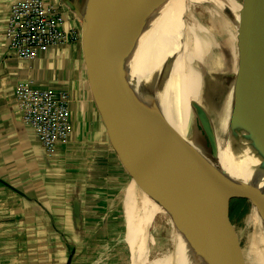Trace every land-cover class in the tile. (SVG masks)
<instances>
[{
  "label": "crops",
  "instance_id": "crops-1",
  "mask_svg": "<svg viewBox=\"0 0 264 264\" xmlns=\"http://www.w3.org/2000/svg\"><path fill=\"white\" fill-rule=\"evenodd\" d=\"M14 1L0 0V264H121L116 246L127 242V223L124 229L118 197L135 179L146 145L134 133L131 144L115 147L112 131L119 124L99 91L81 22L66 1L46 0L62 3L65 27L78 29L80 39L45 48L33 61L18 58L4 35ZM28 81L70 94L71 141L53 152L23 120L15 90Z\"/></svg>",
  "mask_w": 264,
  "mask_h": 264
},
{
  "label": "water",
  "instance_id": "water-1",
  "mask_svg": "<svg viewBox=\"0 0 264 264\" xmlns=\"http://www.w3.org/2000/svg\"><path fill=\"white\" fill-rule=\"evenodd\" d=\"M65 1L81 22L99 91L115 124H119L112 131L115 147L131 144L134 133L146 145L135 178L152 147L165 149L166 171L162 176L167 178L164 181L169 189L160 186L159 200L172 206L171 185L179 190L190 220L184 229L189 234L191 264H234L237 249L233 250L228 231L230 193L245 191L252 203L258 202L264 209V186L227 171L214 145L216 137L208 113L197 107L198 111L194 108L188 120H183L178 101L160 76L131 63L137 19L145 0ZM245 6L242 58L234 79L238 80L241 107L236 120L264 134V0H246ZM75 212L80 213L78 202Z\"/></svg>",
  "mask_w": 264,
  "mask_h": 264
},
{
  "label": "bare ground",
  "instance_id": "bare-ground-1",
  "mask_svg": "<svg viewBox=\"0 0 264 264\" xmlns=\"http://www.w3.org/2000/svg\"><path fill=\"white\" fill-rule=\"evenodd\" d=\"M189 1L194 2V0ZM186 7V0H165V2L161 4L157 10H155V19H157V22L155 23L156 29L153 30V35L150 41L152 47L149 46L146 50L141 51L142 48L139 50L135 43L131 63L138 65L140 68L145 67L148 70H154L160 76L170 94L178 101L179 114L183 120L187 121L188 114H190L194 108L198 111L197 107H200L205 113H208L210 118L209 121H212L213 117L211 116V118L210 115H212L215 105L211 102L205 101V92L208 91V94L215 96L214 93L220 92L222 89V83L218 79L214 78L212 73L214 71H217L218 73H229V83H232L239 70L240 63H237L234 66H222L220 68H215L214 65L220 56L218 57V53L216 54L214 46L209 49L210 55L208 56V52L205 49V42L201 38L203 35H199L193 29V22L188 24L183 17V14L187 11L185 9ZM229 28H231L235 39L240 42L243 34L240 20H232L229 23ZM202 67L211 73L209 81L206 85L202 81L201 75L198 71L199 68ZM191 104L193 106H191ZM216 113L223 115V111H217ZM220 119H222V117ZM212 126L215 128L216 134L220 128H223V130L225 129L223 132L224 136L222 138H218V140L215 138L214 145L218 151L219 159L227 171L230 173L233 165L245 163L252 175L253 183L264 186V147H260L264 142V134L253 131L250 127L243 125L241 122L239 124L236 123L233 130L230 129L228 125V129L224 128V126L220 127L219 123H212ZM227 131L230 132V135H233L231 143L225 138V133H227ZM234 135H242V137H236L234 139ZM248 144L252 146V149L248 147ZM153 156L154 155L148 153L143 166L135 178V181L133 180L130 190L127 193V201L128 204L131 205L135 200L133 197L135 196L134 193L138 190L136 186L137 182H148L149 195L144 196L142 194L143 197L141 195L144 200L143 208L146 210H150V208L153 207L155 208V206L158 205L157 201H159L161 196L160 193L162 191L160 186H163L166 190L169 189L165 183L167 180L164 181V179H167L166 177L164 178L161 174L159 179L154 177V170H156L157 163ZM238 172L243 174L249 182H251L246 172L239 168L234 169L231 175L234 176V174ZM238 177L240 176L238 175L237 178ZM153 190L155 192H152L151 195L150 191ZM175 190H177V192L174 193L172 191L173 195L170 194L169 199L171 196L172 203H175L174 205L176 207H182L184 204L180 201L181 195L179 194V190ZM137 206L139 205L136 204V207ZM251 211L252 213L250 214L248 220L249 223L252 224L254 230L251 234L246 236L245 245L233 252L234 264H264V209H262L260 204L257 202V205L253 203ZM141 213H143V211ZM149 220H151V218ZM188 222L190 223L189 218ZM139 223L141 224V221ZM147 225H149V221ZM131 228L133 229V236L137 246L136 253L138 264H144V261L146 260L145 255L147 253V247H145V243H142L141 240L146 233L147 226L144 224L141 228L138 227L139 238L135 235L137 230L134 221L132 222ZM186 233V230L183 231V237L188 235ZM183 237L182 239L185 241V238ZM183 245L185 249L183 250V253H181V260H179V263L191 264L192 256L190 241H186ZM130 246L132 263L136 264L133 252L134 249L131 243ZM163 258L164 259L159 260L158 264L163 262V260L166 261H164L165 263L163 262L164 264H170V259H168L167 256Z\"/></svg>",
  "mask_w": 264,
  "mask_h": 264
},
{
  "label": "rangeland",
  "instance_id": "rangeland-1",
  "mask_svg": "<svg viewBox=\"0 0 264 264\" xmlns=\"http://www.w3.org/2000/svg\"><path fill=\"white\" fill-rule=\"evenodd\" d=\"M164 2L165 0H145L141 4L137 19L136 32H135V43L139 50L140 48H142L141 51L146 50L149 46L152 47L150 41L153 35L152 32L154 29H156L155 23L157 22V19H155L156 18L155 10H157L158 7ZM245 4H246V0H194V2L186 0L187 7L185 9L187 11L185 12V14H183V17L185 18L188 24H191L193 22L194 25L193 29L199 35L201 36L203 35L201 38L205 42V49L208 52V56L210 55L209 49L213 48L214 46L216 54L218 53L217 54L218 57L220 56L214 65L215 68H220L222 66H234L237 63H241L242 44L241 41L238 42L235 39L233 32L231 31V28H229V23L232 20L239 19L242 24L243 13L246 8ZM75 19L80 22L77 15H75ZM76 43L77 42H75L74 44ZM198 71L201 75L202 81L206 85L207 82L209 81L211 73L208 72V70L204 69L203 67L199 68ZM212 76L218 79L222 83L221 91L214 93L215 96L208 94V91L205 92L206 93L205 101L211 102L212 104L215 105L212 115H210V117L211 116L213 117L212 123L213 124L219 123L220 127L224 126V128L227 129L229 127L230 129L233 130L237 123L236 115L238 112L241 111L239 95H238V80H234L232 83H229L230 74L223 72L218 73L217 71H214L212 73ZM217 111H223V115L217 114L216 113ZM219 116L220 118L222 117V119H220ZM215 131L216 130L214 128V132ZM224 131L225 129L223 130V128H220L217 134L215 132V136L217 140L218 138H222L224 136L223 133ZM236 137L239 138L242 137V135H234V139ZM225 138L227 139L228 142L231 143L233 140V135L232 134L230 135V132L227 131V133H225ZM248 147L252 149V146L249 144ZM166 152L167 151L165 149L162 150V148L161 151L159 149L158 151H156L154 147H152V149H150L149 151V154L154 156L156 155L155 158L158 160L157 162L158 167L156 168V170H154L155 171L154 177L158 179L159 176H161L164 173L163 170L166 171L165 170ZM236 168H239L244 172H246L251 182L253 183L252 175L250 174L249 168L245 163L233 165L230 174H232L233 170ZM238 175L240 176L238 177V179H242L249 182V180L239 172L235 173L234 177L237 178ZM132 182L133 180L123 190L122 195L120 196V198L118 197V199H120L119 210L121 211L122 214L125 213L126 216V221L123 220L122 227L126 229V223H127V231H123V232H125L126 234L127 242L130 241V243L132 244V247L134 249L133 252H134L136 264H138L137 253H136L137 246L133 236V231H132L133 229L131 228L133 221L134 224L136 225V230H137L135 233L136 237L139 236L138 227L141 228L144 224L145 226H147L146 233L144 234L141 240L142 243H145V247H147V253L145 255L146 260L144 261V264H153V263L158 264L159 260L164 259L163 257L166 256L168 257V259H170V264H180L179 260H181V253H183V250L185 249L183 247L184 246L183 243L189 241V237H188L189 234L186 237L185 236L183 237L182 235L183 231H185L184 225L188 222V215L186 213L185 207L179 208L176 207L174 204H172L171 206L169 203H165L159 200L157 201L158 207L155 206V208L153 207L150 208V210L149 209L146 210L145 208H143L144 200L142 197L143 195L144 196L149 195L148 192L149 184L148 182L145 181L137 182L136 186L138 190L134 193L135 196H133L135 200L130 205L128 204L127 201V196H128L127 193L130 190L131 187L130 185ZM171 187H172V191L176 193L177 190L175 189H177V187L175 185L174 186L171 185ZM152 192L155 191L154 190L150 191V194ZM136 204L139 206L136 207ZM173 205L175 206V208ZM252 208H253V203L248 193L239 189H235L231 191L228 202V225H229L228 231H229V236L232 237L231 244L232 247H234L233 250L243 247L246 242V236L248 234H251L254 230L252 224H250L248 220L250 214L252 213L251 211ZM142 211L144 214L141 213ZM182 215H184L183 216L184 219ZM150 218L151 220H149ZM140 221L141 224L139 223ZM148 221H149V225H147ZM182 237L185 238L184 239L185 241H183ZM127 242L124 240V242L123 241L121 242V245L116 246V249L117 247H121V250L123 251L121 264H130V260H131V264H133L132 259L130 258L128 252L129 245L127 244ZM164 261L165 260H163V262ZM163 262H161L160 264H164L166 261L164 263Z\"/></svg>",
  "mask_w": 264,
  "mask_h": 264
},
{
  "label": "built area",
  "instance_id": "built-area-1",
  "mask_svg": "<svg viewBox=\"0 0 264 264\" xmlns=\"http://www.w3.org/2000/svg\"><path fill=\"white\" fill-rule=\"evenodd\" d=\"M62 3L46 0H15L5 26L9 49L25 61H33L42 50L74 44L80 39L76 28L66 29L68 17ZM15 95L26 124L39 141L53 152L71 141L73 125L68 90L40 88L33 81L19 83Z\"/></svg>",
  "mask_w": 264,
  "mask_h": 264
}]
</instances>
